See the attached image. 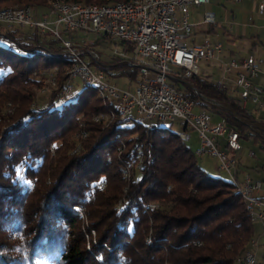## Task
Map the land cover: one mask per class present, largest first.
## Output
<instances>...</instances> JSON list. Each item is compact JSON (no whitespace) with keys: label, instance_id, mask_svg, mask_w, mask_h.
I'll list each match as a JSON object with an SVG mask.
<instances>
[{"label":"trees","instance_id":"1","mask_svg":"<svg viewBox=\"0 0 264 264\" xmlns=\"http://www.w3.org/2000/svg\"><path fill=\"white\" fill-rule=\"evenodd\" d=\"M51 1L0 0V10L47 8ZM0 42V101H11L18 112L0 132V229L21 234L27 246L23 257L14 256L0 240V264H30L46 256L56 264H236L248 252L254 221L236 183L203 168L172 125L125 124L115 103L86 85L58 101L73 67L60 44L13 26L0 27ZM108 64V75L135 79L125 64ZM50 75L56 88L38 103L37 92ZM192 88L220 101L215 114L264 150V117L242 107L237 95L218 89L209 76H194L185 91ZM96 115L108 121L96 123ZM138 147L143 163L135 168ZM111 180L117 186L109 189ZM155 202L159 209L147 207ZM78 210L90 220L87 232ZM85 232L96 233L89 248Z\"/></svg>","mask_w":264,"mask_h":264},{"label":"built area","instance_id":"2","mask_svg":"<svg viewBox=\"0 0 264 264\" xmlns=\"http://www.w3.org/2000/svg\"><path fill=\"white\" fill-rule=\"evenodd\" d=\"M57 2L51 1L47 8L36 6L34 9L0 12V27H20L48 36L60 44L65 54L72 56L74 73L68 76L58 101L73 93L71 81L78 78L83 86L88 83L102 85L108 98L121 108L120 120L125 124L146 120L149 128L157 123L179 125L190 141L187 132H195L199 141L198 156L207 154L217 158L218 170L231 176L237 185L236 191L249 194L254 221H263L264 200L258 197L262 183L249 176L241 181L238 177L239 134L228 128L223 118L214 120L216 114L206 107L216 105L215 100L201 97L194 88L190 93L198 99L185 91L190 80L198 75L201 61L218 60L221 75L215 82L216 87L227 88L231 81L242 107L247 108L251 103L264 117V83H253L262 72L264 62L261 59L248 56L226 61L219 58L224 50L220 42L207 40L201 46L187 43L193 28L189 20L190 8L206 5L210 0H153L140 8L118 5L115 8H95L94 13L81 9L59 10ZM263 8L260 4V12ZM203 21L214 25V15L205 13ZM90 34L97 36L91 44L88 40ZM97 40L96 45L102 47V54L87 46ZM112 60L135 70V79L127 75H108L104 68ZM233 72L235 75L231 80ZM125 80L127 88L118 85ZM51 83H54L53 75L46 78L44 89ZM99 119L96 115L93 121L99 123ZM138 159L141 166V152ZM99 186L104 188V183ZM256 247L257 242L252 240L248 252L236 258V264H264V260L258 261L253 253Z\"/></svg>","mask_w":264,"mask_h":264},{"label":"rangeland","instance_id":"3","mask_svg":"<svg viewBox=\"0 0 264 264\" xmlns=\"http://www.w3.org/2000/svg\"><path fill=\"white\" fill-rule=\"evenodd\" d=\"M260 4H263L264 7V0H239L237 2L229 0H219L217 5L210 6L211 10L216 15L217 21L220 23L216 26L204 24L202 22L204 9L199 8L201 6L197 7L198 9L193 13L191 12L190 14V22H198L199 24L197 23L196 26L193 27V36L187 40V43L191 46H201L207 40L212 43L220 42L223 44L225 50L232 51L234 59H244L248 56H253L255 58L261 59L264 62V8L263 11L260 12ZM96 38V35H88V40L90 42L89 44H91ZM87 46L95 50L98 54H102V47H99L98 45ZM262 71H264V63L262 65ZM199 74L209 76V79L211 81H213L214 83L217 82L221 75V72L218 68V61L212 60L209 63L201 61L199 64ZM230 78L233 79V76L230 75ZM45 83L46 81L44 82V84ZM71 85L73 87L74 93L80 92L83 87V83L78 78L73 79L71 81ZM118 85L126 88L128 87V83L126 80L124 82H118ZM50 86L51 85H49L48 89L42 90L41 88L42 91L40 90L37 92L38 103L46 100ZM227 91L232 95H236V92H233L232 88L230 89L229 87H227ZM213 100H215V103L217 104L207 105L206 108L212 113H216L219 109L221 110L220 101L216 99ZM250 104L251 103H249L247 109L251 111L256 117H263V113L261 111L256 110L255 108H252ZM17 113V109L12 105L11 101H7L4 103L0 101V132L7 124L11 122V120L17 117ZM145 123H147V121H145ZM171 128L176 133H180L183 131L182 127L179 125H172ZM187 133L191 136V141L187 142L186 144L193 151H196L199 148V141L197 139V135L193 131H188ZM240 146L241 151L237 155L241 168L240 172V169L238 167V173L240 175H238L239 180H242L243 175L240 173L244 171V173H247L250 178L254 180L256 179L257 181H260L262 183V193L264 194V150H262L260 148V145L256 143L253 139H245V137L240 139ZM222 148L223 145L221 144V149ZM136 152L137 159L134 161L133 167L138 168V166L140 165V162H138V153H142V149L138 147L136 149ZM199 157H197L198 163L201 166L205 167V169H207V171H210L213 175H219L226 179L231 178L228 173H223L218 170L219 162L217 158L211 157L207 154L202 155L200 158ZM131 171L132 169L130 168V174ZM121 172V176L123 178H129L124 176V169ZM42 180L47 181V176L46 178L44 176ZM34 182H36V180H34ZM101 183H104V188H101L99 186ZM109 183V189H112L117 186V183L112 180ZM105 186V182H100L98 184V188L100 190L106 191L107 188ZM125 192L126 188L124 187L122 193ZM121 204V201L117 200L116 207L119 208ZM147 207H149L151 210H156L160 208V205L159 203L155 202L150 203ZM79 213L81 217V221L79 223L80 227L87 232V228H89L90 226V220L84 211L81 210L79 211ZM253 225L255 231L252 240H255L258 244V246L254 248L253 253L258 261H263L264 231L261 227H255L256 225L254 222ZM9 229L11 228L7 226L2 227V229H0V240L3 242L5 247H7L8 251L11 252V254H13L14 256L23 257L27 249L24 237H22V235L19 233L14 234V232L10 231ZM86 232V245L89 248L91 247L92 243L95 242L94 240L96 238V233ZM249 248L250 243L248 245V249ZM54 259L55 257L53 256H46L40 258V260L38 261L31 262L30 264H56Z\"/></svg>","mask_w":264,"mask_h":264},{"label":"bare ground","instance_id":"4","mask_svg":"<svg viewBox=\"0 0 264 264\" xmlns=\"http://www.w3.org/2000/svg\"><path fill=\"white\" fill-rule=\"evenodd\" d=\"M146 2H153V0H128L127 2H123V3H115V4H106V5H84V4H80V3H74V2H67L65 0H58L57 2V9L59 10H66V9H81L82 11H85L87 13H94L95 12V8H115L117 7L118 5H125V6H130L132 8H140L141 6H143V4H145ZM35 8V7H34ZM30 6L28 7H24V8H16V9H7V10H0V12H9V11H21L22 9H34ZM40 8V7H39ZM70 56V55H69ZM72 57V56H71ZM70 73H74V67L71 68V70L69 71L68 73V76L70 75ZM50 89L52 88H56V80H55V77H54V83H51L50 84ZM86 86L88 87H91V88H95L98 90L99 94L114 102L115 101L112 99V98H108V92L107 90L100 84H97V83H88V84H85ZM49 85L47 86V89H48ZM46 91V90H44ZM65 100V99H64ZM63 101V100H62ZM116 105V103H115ZM116 108L118 110V116L121 117V108L116 105ZM100 119H99V122L100 121H108V118L107 116H99ZM143 122H145L146 120H141ZM167 124L165 123H157V124H153L151 125L150 127L151 128H155L157 126H165ZM87 136L86 133L83 134V138L85 139V137ZM180 137L181 139L184 141V142H190L188 136L183 133V132H180ZM77 151V149H76ZM196 154L198 156V152L196 151ZM199 157V156H198ZM200 158V157H199ZM241 194L242 198L244 199V201L246 202V205H247V210L249 211L250 215L252 216V219L254 221V217H253V210L252 208L250 207V201H249V194H246L244 192H238ZM247 253V252H246Z\"/></svg>","mask_w":264,"mask_h":264},{"label":"crops","instance_id":"5","mask_svg":"<svg viewBox=\"0 0 264 264\" xmlns=\"http://www.w3.org/2000/svg\"><path fill=\"white\" fill-rule=\"evenodd\" d=\"M230 1V0H229ZM218 2H219V0H210V2L208 3V4H206V5H203V6H201V7H199V8H203L204 9V14L205 13H207V12H210V13H212L213 15H214V19H215V24L213 25V26H216V25H219L220 23L217 21V19H216V15H215V13H213V11L211 10V7L210 6H213V5H217L218 4ZM260 6V5H259ZM198 8L197 7H192L190 10V12H189V20H190V14H191V12L193 13V12H195L196 10H197ZM260 10V9H259ZM203 18H204V15H203ZM202 22L204 23V21L202 20ZM192 25H193V27H195L196 26V24L198 23H192V22H190ZM199 24V23H198ZM204 24H207V23H204ZM210 25V24H209ZM212 26V25H211ZM226 33V32H225ZM228 34V33H227ZM192 36H193V28H192ZM191 36V37H192ZM220 59H223V60H226V61H228V60H231V59H234L233 58V53H232V51H228V50H225V48H224V50H223V53L221 54V56L219 57ZM218 61V60H217ZM219 63V62H218ZM218 68H219V66H218ZM198 75H200L199 73H198ZM232 76H233V78H234V75H235V72H233L232 74H231ZM200 76H202V77H207L206 75H200ZM231 79V78H230ZM232 80V79H231ZM253 83L254 84H256V85H262L263 83H264V71H262V73L261 74H259V76L257 77V78H255V79H253ZM229 85H228V87L231 89H234L233 88V85H232V82L230 81L229 83H228ZM251 105V107L252 108H254V106L252 105V104H250ZM249 106V104L247 105V107ZM218 115L216 114V115H214V120H217L218 119ZM221 143H223V141H221ZM223 145V144H222ZM239 160V159H238ZM203 167V166H202ZM239 169H240V172H241V168H240V163H239ZM203 168H205V167H203ZM207 170V169H206ZM210 172V171H209ZM240 174H242L243 175V178H242V180L244 179V177H246V176H248V174L247 173H244V171L242 172V173H240ZM238 175H239V173H238ZM240 176V175H239ZM238 176V177H239ZM254 180V179H253ZM256 180V179H255ZM262 187H263V185H262ZM259 199H262V200H264V194L262 193V190H261V192L259 193ZM254 223H255V227H261L262 228V230L264 231V220L263 221H254ZM253 228H254V225H253ZM254 231H255V229H254ZM256 233H257V231H256ZM257 246H258V244H257ZM264 260V259H263Z\"/></svg>","mask_w":264,"mask_h":264},{"label":"water","instance_id":"6","mask_svg":"<svg viewBox=\"0 0 264 264\" xmlns=\"http://www.w3.org/2000/svg\"><path fill=\"white\" fill-rule=\"evenodd\" d=\"M2 42H0V44H1ZM5 46L7 47V44H5Z\"/></svg>","mask_w":264,"mask_h":264}]
</instances>
